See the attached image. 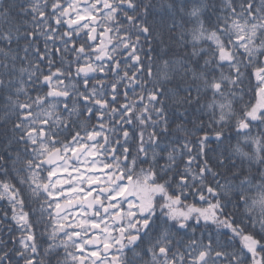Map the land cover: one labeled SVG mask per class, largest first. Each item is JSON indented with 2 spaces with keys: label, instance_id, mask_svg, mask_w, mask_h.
I'll use <instances>...</instances> for the list:
<instances>
[{
  "label": "snow or ice",
  "instance_id": "1",
  "mask_svg": "<svg viewBox=\"0 0 264 264\" xmlns=\"http://www.w3.org/2000/svg\"><path fill=\"white\" fill-rule=\"evenodd\" d=\"M0 104V264H264V0H0Z\"/></svg>",
  "mask_w": 264,
  "mask_h": 264
},
{
  "label": "trees",
  "instance_id": "2",
  "mask_svg": "<svg viewBox=\"0 0 264 264\" xmlns=\"http://www.w3.org/2000/svg\"><path fill=\"white\" fill-rule=\"evenodd\" d=\"M154 2L162 3V2H166V0H154ZM98 31H99V29H98ZM81 36H83V33H81ZM80 42H82V41L79 38H77V43H80ZM193 94H195V93H193ZM244 102L245 103L255 104L256 98H255L254 94L251 93V92L246 93L245 97H244ZM237 107L239 108V105ZM179 111L180 112H185V109L181 108ZM198 116L200 117V119L206 120V116L202 115L201 113H199L198 111H196L193 108H189L185 112L184 119L182 121H178V122H183V123L186 124V126L189 129H193V124L190 121H195ZM0 117H2V104H0ZM12 119H15V117H13ZM7 127L10 128L11 127V123H9L7 125ZM173 129H175V125H173ZM4 130H5V126L3 124V120L0 119V132H3ZM228 134L233 136V137H235V132L232 131L231 129L228 130ZM177 135L183 136V133H177ZM198 135H199V133H198ZM209 135L211 136V133H209ZM232 142L234 143L235 140L233 139ZM212 146L215 147L214 144ZM144 167H147V165H144ZM6 208H7V205L4 204L3 202H0V210H4ZM60 258L61 259L63 258V254L62 253H61V257Z\"/></svg>",
  "mask_w": 264,
  "mask_h": 264
}]
</instances>
